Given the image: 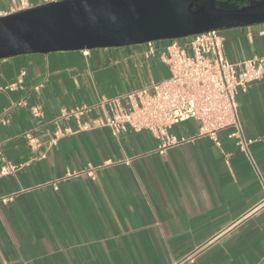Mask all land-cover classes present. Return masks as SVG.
Segmentation results:
<instances>
[{"label":"crops","instance_id":"crops-1","mask_svg":"<svg viewBox=\"0 0 264 264\" xmlns=\"http://www.w3.org/2000/svg\"><path fill=\"white\" fill-rule=\"evenodd\" d=\"M263 27L219 30L227 59L264 55ZM168 76L141 44L0 60V166L18 167L0 177V198L13 194L0 202V264H264V77L237 96L249 155L230 129L219 144L197 136L194 119L170 133L195 139L165 153L150 131L80 128L112 114L102 98Z\"/></svg>","mask_w":264,"mask_h":264},{"label":"built area","instance_id":"built-area-1","mask_svg":"<svg viewBox=\"0 0 264 264\" xmlns=\"http://www.w3.org/2000/svg\"><path fill=\"white\" fill-rule=\"evenodd\" d=\"M9 1V9L0 11V17L37 6L32 0ZM59 1L62 0H43L42 4ZM141 45L146 57L158 59L167 65L169 76L117 97L102 98L98 104L109 105L112 114L81 123L80 128L110 127L115 136L128 128L135 132L150 131L159 140L157 151L165 153L171 147L195 139V136L178 137L170 133L173 126L194 119L199 124L197 136H209L219 144L218 132L230 129L229 136L243 153L249 155L253 139L244 135L237 96L241 89L246 90L250 83L264 77V55L245 59L238 64L230 62L225 56L219 30L179 39L148 41ZM82 52L88 55L90 50ZM17 85L13 83L8 87L15 88ZM41 86L38 85L36 89L39 90ZM31 111L35 117L43 115L40 105L32 106ZM84 112V108H76L69 113L79 116ZM0 120L7 122L2 116ZM68 132L69 129L57 130L50 144L54 145L61 135ZM26 137L31 144L36 142L29 133ZM17 170L16 165L4 163L0 166V177L14 174ZM86 173L94 176L93 170ZM12 199L13 194L0 198V202L6 203Z\"/></svg>","mask_w":264,"mask_h":264},{"label":"water","instance_id":"water-1","mask_svg":"<svg viewBox=\"0 0 264 264\" xmlns=\"http://www.w3.org/2000/svg\"><path fill=\"white\" fill-rule=\"evenodd\" d=\"M62 0L0 17V60L264 24V0Z\"/></svg>","mask_w":264,"mask_h":264},{"label":"rangeland","instance_id":"rangeland-1","mask_svg":"<svg viewBox=\"0 0 264 264\" xmlns=\"http://www.w3.org/2000/svg\"><path fill=\"white\" fill-rule=\"evenodd\" d=\"M232 3H233L234 5H241V4H245V3H247V1L241 3L239 0H232Z\"/></svg>","mask_w":264,"mask_h":264}]
</instances>
